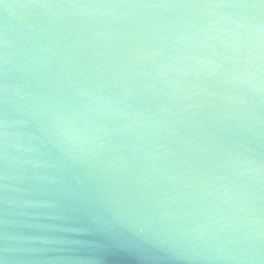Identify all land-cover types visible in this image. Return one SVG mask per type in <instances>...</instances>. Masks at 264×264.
Here are the masks:
<instances>
[{
	"label": "water",
	"instance_id": "1",
	"mask_svg": "<svg viewBox=\"0 0 264 264\" xmlns=\"http://www.w3.org/2000/svg\"><path fill=\"white\" fill-rule=\"evenodd\" d=\"M101 11L108 15L88 17L86 13L69 14L73 10L68 9L16 10L17 17L7 20L10 79L31 77L32 90L44 98L41 103L71 118L91 141L92 157L71 163L47 140L43 145L29 140L26 134L34 130L33 125L18 124L11 129L19 137L15 140L19 151L13 154L33 160L38 167L32 168L31 174L44 178L18 186L34 193L31 199L52 205L29 209L36 217L30 222L56 228L86 220L81 196L93 201L95 211L120 207L111 197L101 199V193L115 187L120 195L125 187L108 182L100 192L96 189L104 183L101 177L127 179L128 170L147 186L128 185L127 191L144 196L147 202L161 201V210L181 217L177 221L181 226L204 224L242 207L247 201L233 193L242 189L247 195L253 188L248 187V175H239L244 169L232 156H246L245 149L253 148L256 141L254 130H247L251 125L246 114L251 106L237 102L241 97L246 100L247 94L230 80L237 65L224 62L213 76L204 74L203 69L197 73L182 57L210 53L207 45L212 41L191 28L146 26L149 21L173 24L183 18L199 23L205 18L183 17L174 9ZM4 23L0 11V28ZM181 33L188 37L183 42L175 39ZM215 50L221 53L218 45ZM240 51L237 59L244 66L245 49ZM97 97L111 103L104 106ZM13 118L27 119L15 111ZM29 148L35 151L28 152ZM260 155L264 158V149ZM74 193L79 195H70ZM229 196H233L230 201ZM124 199L121 196V201ZM55 217L67 218V224ZM40 234L68 235L47 230ZM114 261L127 264L119 257Z\"/></svg>",
	"mask_w": 264,
	"mask_h": 264
},
{
	"label": "clouds",
	"instance_id": "2",
	"mask_svg": "<svg viewBox=\"0 0 264 264\" xmlns=\"http://www.w3.org/2000/svg\"><path fill=\"white\" fill-rule=\"evenodd\" d=\"M29 9H68L73 10L69 14L86 13L88 17L108 15L101 10L174 9L180 10L183 17L205 18L199 23L183 18L173 24L149 21L146 26L160 30L174 26L191 28L212 41L207 45L212 49L210 53L182 57L191 62L197 73L203 69L204 74L213 76L224 62L237 65L230 80L247 94L246 100L241 97L237 102L251 106L246 114L251 125L247 130H254L256 141L253 148L245 149L246 156H232L238 167L244 169L239 175H248L251 181L248 187L253 188L247 195L242 189L233 195L239 194L240 201L247 203L236 207L230 215H217L207 223L191 227L181 226L177 223L181 217L162 211L161 201L147 202L144 196H132L127 191L128 185L147 186L128 170L127 179L101 177L104 183L96 189L100 192L108 182L125 187L120 195L116 194L115 187L101 193V199L111 197L120 207L95 211L93 201L81 196L79 203L86 220L67 224V218L55 217L67 224L56 228L30 222L36 217L29 209L52 205L31 199L34 193L18 186L39 183L44 178L31 174V169L38 167L33 160L13 154L19 151L15 143L19 137L11 129L18 124L33 125L34 130L26 134L27 138L41 145L47 140L71 163L91 158L92 153L91 141L83 129L52 105L41 103L44 98L32 90L31 77L23 75L19 81L10 79L7 20L17 17L16 10ZM0 11L5 21L0 28V264H115L116 257L127 264H264V158L260 155L264 149V0H171L166 3L0 0ZM187 38L184 33L175 37L180 42ZM216 45L221 53L215 50ZM241 48L245 49L244 66L237 59ZM97 99L104 106L111 103L106 98ZM13 111L27 119H14ZM80 183L77 179V184ZM121 196L125 198L123 201ZM232 199L233 196L228 197L229 201ZM45 230L68 235H41Z\"/></svg>",
	"mask_w": 264,
	"mask_h": 264
}]
</instances>
